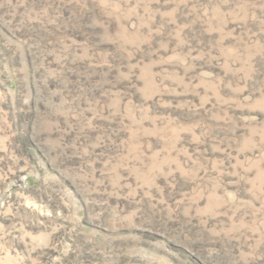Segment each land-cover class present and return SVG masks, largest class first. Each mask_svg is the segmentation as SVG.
Masks as SVG:
<instances>
[{
	"label": "rangeland",
	"instance_id": "374dc122",
	"mask_svg": "<svg viewBox=\"0 0 264 264\" xmlns=\"http://www.w3.org/2000/svg\"><path fill=\"white\" fill-rule=\"evenodd\" d=\"M0 264H264V0H0Z\"/></svg>",
	"mask_w": 264,
	"mask_h": 264
}]
</instances>
